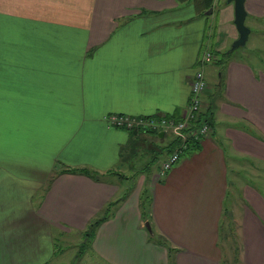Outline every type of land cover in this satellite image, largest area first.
<instances>
[{"label":"crops","instance_id":"0c3cea01","mask_svg":"<svg viewBox=\"0 0 264 264\" xmlns=\"http://www.w3.org/2000/svg\"><path fill=\"white\" fill-rule=\"evenodd\" d=\"M219 7L202 15L176 0H0V264H53L63 229L88 230L110 204L84 264H223L229 206L241 264H264V66L250 49L234 51L222 72L214 63L202 94L210 135L166 177L148 167L129 188L138 175L126 170L159 151L151 143L138 153L141 133L106 121L184 117L199 58L229 52L239 37L233 4ZM246 10L250 36L264 33V0H246ZM245 164L256 172L241 183ZM76 168L97 178L60 173Z\"/></svg>","mask_w":264,"mask_h":264},{"label":"rangeland","instance_id":"374dc122","mask_svg":"<svg viewBox=\"0 0 264 264\" xmlns=\"http://www.w3.org/2000/svg\"><path fill=\"white\" fill-rule=\"evenodd\" d=\"M221 1L223 3V7H219L218 9H223L227 5L226 0H221ZM207 11H209V9ZM246 24H248V23H246ZM233 42H232V44H233ZM256 46L264 50V33H261V34L260 33L257 34L256 32L252 33V35L250 36V38L246 44L247 49H250L248 53L254 54L251 57H253L254 60H256L259 64L264 66V62L260 59V57H258L259 53L255 52V50H253L254 48H256ZM246 47H244V49H246ZM230 48L231 47H229V49ZM244 49L240 50V51L243 52ZM203 55L199 58V60L203 57ZM217 59L215 57V60H213L210 63H207V65H205L203 67L205 78L209 83L215 81V79L212 78V76H214L213 75V68H215L214 63L216 65L218 64L216 62ZM205 67H207L206 70H205ZM195 73H196V71H195ZM195 73H194V75H195ZM205 91H206V89H205ZM206 99H208V98H206ZM137 132L141 133L138 136L139 137L138 146H141V147H140V149H136V151L138 153L139 152L141 153V151H143L144 146L150 145L151 143H153L152 144L153 147L157 146L156 149H160V153L157 155V159L154 160L153 163L150 165L151 166L150 170L157 172L158 169L162 166L163 161L165 160L166 156L170 155L167 147L169 145L168 140L172 137V135L170 134L172 132H169V133L164 132L165 137L163 136L162 138L158 137V134L160 132H158L157 130H149V132H144L143 130H137L136 133ZM174 132L175 131H173V133ZM146 134H149V136H146ZM181 136L183 137V135H181ZM175 137H178V136H176V134H175ZM60 168H62V167H59L58 169H60ZM133 169H134V171H131ZM131 170L130 171L126 170L125 173L128 175L133 174V176L138 175V179L136 180L134 185L132 182H129L127 184L129 185V188H132V186H133V190H135L142 183L143 176L148 175L147 174L148 172L146 171L145 165L143 166V164H138V163L136 165H134V167ZM247 171L249 173H251V171H253V170H252V167H250V165H246V164L243 166V168H241V170H238V174H236L238 181L241 180L242 178H243V180H245L244 177H245V173ZM242 172L244 175L241 174ZM253 172H256V171H253ZM115 174H117V176L120 175L118 173H115ZM257 175L259 178V176H260L259 173L254 174L253 178L256 179ZM133 176H132V179H134ZM127 178L128 177H125V179H127ZM240 182L242 183V180ZM240 202H241V198L237 197L236 204H240ZM236 213L237 212H235V207L229 206L228 213L226 215H224L228 219L229 225L228 224L224 225L221 229L220 247L222 250L224 262L227 264H241V259L243 256V240H242V232H241L242 229L239 225L240 223H235V218L238 221V217H236L238 215V213L237 214ZM231 214L233 215V217ZM230 215H231L232 219H231ZM150 225L152 227L151 228L152 232L155 233L156 235H158L159 234L158 230L155 231L156 229L154 230L153 225L152 224H150ZM88 230L90 232V228H88ZM88 230L82 231V232L69 233V232H67V230L63 229V232L65 233V235L62 234V236H60V238L57 239L58 240V244H57V250L58 251L56 254L57 258L53 264H84V260L86 259L85 258L86 256L83 259L81 258L80 261H78V259L80 257H82L79 255L84 250L83 246H86V247L90 246L89 238L85 236L86 233H89V232H87ZM57 237L58 236H56V238ZM162 237H163L162 239H165L164 236H162ZM164 246H166V245L164 244ZM167 246L169 247V244H167ZM239 260H240V262H239ZM224 262H223V264H225Z\"/></svg>","mask_w":264,"mask_h":264},{"label":"built area","instance_id":"2783aa9c","mask_svg":"<svg viewBox=\"0 0 264 264\" xmlns=\"http://www.w3.org/2000/svg\"><path fill=\"white\" fill-rule=\"evenodd\" d=\"M213 60H215V55L211 48H207L203 57L199 60L195 75L192 77L189 103L182 119L176 120L166 115L132 117L129 115L111 114L106 117L109 126L130 132H136L137 130H143L144 132L157 130L158 132L168 133L177 131L180 136L183 135V137L181 136V144L162 164L160 172L162 178L166 177L172 168L180 161L181 151L185 149L186 142L189 138L195 137L201 141L210 135L211 127L205 121H202L201 124L193 130H190V127L199 118V114L202 112V94L205 89L208 88V82L205 78L203 67Z\"/></svg>","mask_w":264,"mask_h":264},{"label":"trees","instance_id":"16d2710c","mask_svg":"<svg viewBox=\"0 0 264 264\" xmlns=\"http://www.w3.org/2000/svg\"><path fill=\"white\" fill-rule=\"evenodd\" d=\"M180 3H188V2H193L194 5L196 6V10L199 14H202V15H205L206 11L208 9H210L211 7H213L214 5V0H176ZM213 54L218 57V59L216 60V62L221 66V72H222V69L226 67L228 61L230 60V56L232 54V52H225V53H222L221 55H219L218 53H215L214 51H212ZM230 55H229V54ZM199 63V61H198ZM220 86V85H218ZM189 103V102H188ZM188 106V105H187ZM154 116H158V115H153ZM148 117H152V116H148ZM172 118H175L173 116H170ZM176 120H179L177 118H175ZM182 119V118H181ZM202 121H205L208 123V120H204L203 119V114L201 112V114H199V118L192 124V126L190 127V130H193L195 129L197 126H199L201 124ZM209 124V123H208ZM210 125V124H209ZM134 132V131H133ZM133 132H131L133 134ZM158 137L160 138L159 134H158ZM165 137V136H164ZM181 144V136L178 135V137L174 138L172 140V142L168 145V152L169 154L173 153L176 148ZM157 147L155 146L154 149H156ZM158 150L160 153V149H156ZM201 150V142L200 140L196 139L195 137H191L187 140L186 142V147L185 149H182V153L180 155V160L182 157H186L188 155H191L193 153H196L198 151ZM155 156V155H154ZM169 156V155H168ZM148 167H151L150 165H147L145 166L146 170L148 169ZM62 172H82V173H87V174H90L94 177H96V173L90 171L89 169H86V168H80V169H67V170H62L60 173ZM97 178V177H96ZM148 198V197H147ZM147 198H143L142 199V202H141V206H142V209L143 211H145L147 209V206H148V202L149 200ZM113 204H110L106 211L104 212L103 216L99 219H97L90 227V232L89 230L87 232L89 233H86L85 236L89 238V244L92 240V238L94 237L95 235V229L96 227L101 223L103 222L104 220H106L108 217H110L111 215V208H112ZM147 219V218H146ZM152 234V239L156 240L158 243L160 244H165L167 246L168 244V241L166 239H162L163 237L162 236H158L156 235L155 233H151ZM156 235V236H155ZM155 237V238H154ZM84 250L80 253L79 256H82L86 253V251L88 250L89 247H86V246H83Z\"/></svg>","mask_w":264,"mask_h":264},{"label":"water","instance_id":"95a60500","mask_svg":"<svg viewBox=\"0 0 264 264\" xmlns=\"http://www.w3.org/2000/svg\"><path fill=\"white\" fill-rule=\"evenodd\" d=\"M227 4H233L234 6V12H235V19L234 24L239 32V37L236 39L233 44L231 45V48L229 49V52H234L238 49L246 47V44L249 40V36L251 34V29L246 24V19L248 16V12L246 10V0H226ZM213 12V8L209 9V11L206 12V15H211ZM160 138L164 136V132L159 133ZM147 228L151 231L150 223L148 222Z\"/></svg>","mask_w":264,"mask_h":264}]
</instances>
